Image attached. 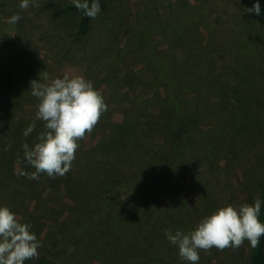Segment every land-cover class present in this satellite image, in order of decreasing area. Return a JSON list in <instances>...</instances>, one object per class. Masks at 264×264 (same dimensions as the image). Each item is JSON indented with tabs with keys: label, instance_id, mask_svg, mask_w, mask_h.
<instances>
[{
	"label": "rangeland",
	"instance_id": "1",
	"mask_svg": "<svg viewBox=\"0 0 264 264\" xmlns=\"http://www.w3.org/2000/svg\"><path fill=\"white\" fill-rule=\"evenodd\" d=\"M0 0V207L30 223L48 264H187L165 232L187 234L227 205L254 204L264 180V29L246 0H102L83 37L78 13ZM19 14L22 19L9 23ZM83 76L107 111L79 141L71 170L35 169L22 145L38 99L31 81ZM250 244L198 264H250ZM35 259L25 264H33Z\"/></svg>",
	"mask_w": 264,
	"mask_h": 264
},
{
	"label": "clouds",
	"instance_id": "2",
	"mask_svg": "<svg viewBox=\"0 0 264 264\" xmlns=\"http://www.w3.org/2000/svg\"><path fill=\"white\" fill-rule=\"evenodd\" d=\"M72 5L86 17L95 19L100 11L99 0H70ZM39 8L38 0H20L19 8ZM260 15V4L247 9ZM22 17L14 14L9 23L16 24ZM45 82L31 81V95L38 99L37 112L33 122L23 131L28 137L36 129V121H42L44 130L37 136L34 146L22 145L24 160L35 169L28 173L20 171L21 176L38 180L41 175L55 179L65 176L72 167L79 148V141L90 134L107 105L102 94L94 88L93 82L83 76L55 78L49 81L45 72ZM261 201L254 204H242L239 207L227 205L203 218L194 230L187 234L171 229L165 235L171 244L178 247L179 258L187 264H198L200 251L211 253L238 249L248 241L252 249L260 245L264 236V223H261ZM30 223H21L16 214L7 206L0 207V264H25L26 261L39 258L38 249L42 247Z\"/></svg>",
	"mask_w": 264,
	"mask_h": 264
},
{
	"label": "trees",
	"instance_id": "3",
	"mask_svg": "<svg viewBox=\"0 0 264 264\" xmlns=\"http://www.w3.org/2000/svg\"><path fill=\"white\" fill-rule=\"evenodd\" d=\"M89 4L92 3V0H88ZM247 9L253 8L255 3L260 4V15L257 16L255 13H250L246 10L242 17L254 23L255 25L264 29V0H246ZM101 11L104 10L105 6L102 0H99ZM43 9L47 10L50 13V18L55 19L65 14L78 13V22L76 26L75 35L76 37H83L87 34L90 24L91 18L86 17L81 11L76 9L72 3H67L64 5H57L54 3H45L43 5ZM12 85V74L8 67L0 66V97L3 96L11 89ZM258 199L261 201V213L259 216V220L261 223H264V180L258 185ZM250 264H264V236L260 238V245L256 249L250 250L249 254ZM33 264H48L46 259L43 256H39L38 259H35Z\"/></svg>",
	"mask_w": 264,
	"mask_h": 264
}]
</instances>
